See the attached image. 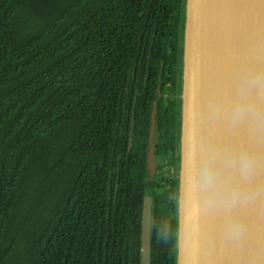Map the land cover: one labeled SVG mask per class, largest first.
I'll use <instances>...</instances> for the list:
<instances>
[{"label": "trees", "instance_id": "trees-1", "mask_svg": "<svg viewBox=\"0 0 264 264\" xmlns=\"http://www.w3.org/2000/svg\"><path fill=\"white\" fill-rule=\"evenodd\" d=\"M184 8L0 0V264H176Z\"/></svg>", "mask_w": 264, "mask_h": 264}, {"label": "water", "instance_id": "water-1", "mask_svg": "<svg viewBox=\"0 0 264 264\" xmlns=\"http://www.w3.org/2000/svg\"><path fill=\"white\" fill-rule=\"evenodd\" d=\"M183 16L176 264H244L228 246L212 255L199 251L200 209L215 206L210 198L217 190L201 180L202 165L191 162L204 158L213 162L216 150L211 144L205 155L201 152V145L212 139L209 114L203 107L199 111L196 107L201 87L224 81L232 61L250 47L256 46L264 54V0H185ZM155 137L154 111L146 152L149 178H154L157 171ZM214 163L224 179L232 174L225 162ZM218 187L224 190L222 182ZM152 208V196L147 195L142 213L141 264H150L151 259ZM252 210L257 234L264 240V197H257ZM214 228V220L209 217L206 230Z\"/></svg>", "mask_w": 264, "mask_h": 264}, {"label": "snow or ice", "instance_id": "snow-or-ice-1", "mask_svg": "<svg viewBox=\"0 0 264 264\" xmlns=\"http://www.w3.org/2000/svg\"><path fill=\"white\" fill-rule=\"evenodd\" d=\"M248 64L264 65V54L256 46L250 47L232 61L224 81L202 86L197 95V110L201 107L207 110L212 126V139L201 145V152L205 155L210 145L214 144L216 150L212 154L213 162L223 161L226 167L232 169V174L226 179L228 190L230 191L237 182L241 186L237 199L221 201L211 209H200L201 227L197 247L203 255H212L228 246L244 264H264V240L257 234L252 210L257 197H264V120L254 126L248 116L244 115L238 122H233L228 110L238 92L240 72ZM252 93L264 99V89H252ZM245 145L251 146L257 153L258 162L251 172L247 171L239 160L229 155L230 150H239ZM205 162L204 158L202 161L197 159L191 163H200L202 170ZM212 185L218 192H222L217 182H212ZM229 214L243 217L245 229L242 234L226 230L225 221ZM209 217L214 220V231L206 230Z\"/></svg>", "mask_w": 264, "mask_h": 264}, {"label": "clouds", "instance_id": "clouds-1", "mask_svg": "<svg viewBox=\"0 0 264 264\" xmlns=\"http://www.w3.org/2000/svg\"><path fill=\"white\" fill-rule=\"evenodd\" d=\"M252 89H264V65L248 64L242 68L238 79V92L233 97L228 109L233 122H238L244 115L248 116L250 123L254 126L264 120V99L254 95ZM229 155L239 160L241 165L249 172L255 169L258 162L255 149L248 145L243 146L239 150H230ZM200 177L206 184L217 182V186H219V183L222 182L224 185L222 192L214 189L210 200L212 204L235 200L240 195V184L237 182L229 191L227 180L222 177L218 165L214 162H205L200 172ZM225 228L229 232L242 234L245 229V221L240 215L229 214L225 221Z\"/></svg>", "mask_w": 264, "mask_h": 264}, {"label": "rangeland", "instance_id": "rangeland-1", "mask_svg": "<svg viewBox=\"0 0 264 264\" xmlns=\"http://www.w3.org/2000/svg\"><path fill=\"white\" fill-rule=\"evenodd\" d=\"M174 178L177 179V178H178V174H177V175L175 174V175H174Z\"/></svg>", "mask_w": 264, "mask_h": 264}]
</instances>
